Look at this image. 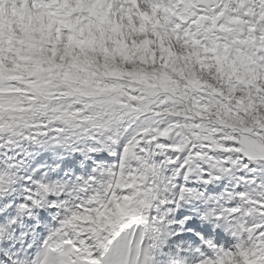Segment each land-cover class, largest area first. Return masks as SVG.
<instances>
[{
    "label": "snow or ice",
    "instance_id": "6c2138e0",
    "mask_svg": "<svg viewBox=\"0 0 264 264\" xmlns=\"http://www.w3.org/2000/svg\"><path fill=\"white\" fill-rule=\"evenodd\" d=\"M0 264H264V0H0Z\"/></svg>",
    "mask_w": 264,
    "mask_h": 264
}]
</instances>
